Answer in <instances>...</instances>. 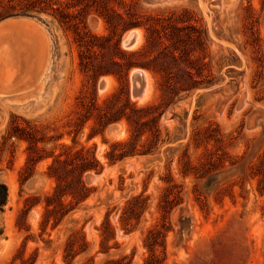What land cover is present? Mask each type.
<instances>
[{
    "label": "rangeland",
    "instance_id": "rangeland-1",
    "mask_svg": "<svg viewBox=\"0 0 264 264\" xmlns=\"http://www.w3.org/2000/svg\"><path fill=\"white\" fill-rule=\"evenodd\" d=\"M11 21L0 264H264V0H0Z\"/></svg>",
    "mask_w": 264,
    "mask_h": 264
},
{
    "label": "bare ground",
    "instance_id": "bare-ground-1",
    "mask_svg": "<svg viewBox=\"0 0 264 264\" xmlns=\"http://www.w3.org/2000/svg\"><path fill=\"white\" fill-rule=\"evenodd\" d=\"M138 31H140V30H138ZM137 30H134V31H131V32H128L127 34H126V37H124L125 38V42L127 43V39H129V38H131V37H133V40L131 41V42H129L130 43V45H132L133 46V44L135 45V46H137V43L140 41V35H142L140 32H138ZM130 48V47H129ZM139 70V69H138ZM137 71V70H136ZM141 71H142V69H141ZM133 72H135V71H133ZM143 73V72H142ZM139 74H140V72H139ZM134 75V74H133ZM141 75V74H140ZM133 77V76H132ZM148 76H147V74H146V72H144L143 73V76H140L139 77V79L142 81V83H143V89H142V91L141 92H143V94L144 95H146V93L148 92V90H150L151 88L149 87V81H148ZM133 80V79H132ZM137 80V79H136ZM136 82V81H135ZM134 82V83H135ZM138 84L136 83V86H137ZM140 88V87H139ZM138 89V88H137ZM134 92V91H133ZM150 92V91H149ZM134 93H136V92H134ZM137 93H140V92H137ZM141 94V93H140ZM139 94V95H140ZM143 98V97H142ZM147 98H148V96H147ZM136 99V98H135ZM138 99V98H137ZM142 100V99H141ZM140 100V101H141Z\"/></svg>",
    "mask_w": 264,
    "mask_h": 264
},
{
    "label": "trees",
    "instance_id": "trees-1",
    "mask_svg": "<svg viewBox=\"0 0 264 264\" xmlns=\"http://www.w3.org/2000/svg\"><path fill=\"white\" fill-rule=\"evenodd\" d=\"M9 191L5 183H0V214L5 211V207L8 204Z\"/></svg>",
    "mask_w": 264,
    "mask_h": 264
},
{
    "label": "crops",
    "instance_id": "crops-1",
    "mask_svg": "<svg viewBox=\"0 0 264 264\" xmlns=\"http://www.w3.org/2000/svg\"><path fill=\"white\" fill-rule=\"evenodd\" d=\"M9 25V24H13L14 26H17L18 28H20V30H24L26 32H29V27L31 24L29 21H24V22H20V21H11V22H6L5 24L0 25V28L5 26V25ZM27 34V33H26Z\"/></svg>",
    "mask_w": 264,
    "mask_h": 264
},
{
    "label": "water",
    "instance_id": "water-1",
    "mask_svg": "<svg viewBox=\"0 0 264 264\" xmlns=\"http://www.w3.org/2000/svg\"><path fill=\"white\" fill-rule=\"evenodd\" d=\"M133 40V37L127 39V44H130L129 42H131ZM140 77V76H139Z\"/></svg>",
    "mask_w": 264,
    "mask_h": 264
}]
</instances>
